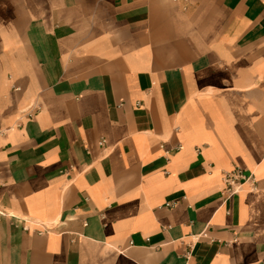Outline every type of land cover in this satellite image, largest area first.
<instances>
[{
    "label": "crops",
    "instance_id": "0c3cea01",
    "mask_svg": "<svg viewBox=\"0 0 264 264\" xmlns=\"http://www.w3.org/2000/svg\"><path fill=\"white\" fill-rule=\"evenodd\" d=\"M0 210V264H264V0H0Z\"/></svg>",
    "mask_w": 264,
    "mask_h": 264
},
{
    "label": "built area",
    "instance_id": "2783aa9c",
    "mask_svg": "<svg viewBox=\"0 0 264 264\" xmlns=\"http://www.w3.org/2000/svg\"><path fill=\"white\" fill-rule=\"evenodd\" d=\"M177 1V0H172ZM104 142V140H102ZM224 189L223 195L225 197V201L229 200L231 197L237 195L241 191V187L244 183H251L253 189H255V181L252 175H246L243 170L235 169L231 172L225 173L223 177ZM0 215H2V211L0 210ZM205 235H203L204 237ZM186 257L188 255H185Z\"/></svg>",
    "mask_w": 264,
    "mask_h": 264
}]
</instances>
